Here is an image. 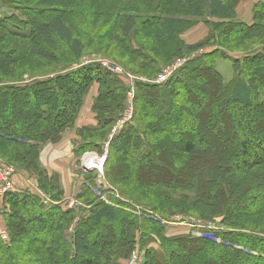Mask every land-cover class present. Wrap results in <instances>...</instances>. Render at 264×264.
Returning <instances> with one entry per match:
<instances>
[{"label":"trees","instance_id":"1","mask_svg":"<svg viewBox=\"0 0 264 264\" xmlns=\"http://www.w3.org/2000/svg\"><path fill=\"white\" fill-rule=\"evenodd\" d=\"M14 1L0 0L16 11L0 16V71L8 77L0 78V140L17 152L0 157L33 178L45 196L14 188L0 201L8 233L7 241L0 236V264H125L137 246L139 264H264V1L254 5L251 24L237 16L243 0ZM200 22L208 34L186 43L181 35ZM111 42L125 52L111 51ZM205 48L212 49L198 52ZM236 50L244 55L229 54ZM33 53L62 63L64 71L17 80L30 73L26 60ZM86 53L134 77L132 121L113 134L132 87L100 60L83 63ZM186 55L167 81H150ZM219 58L232 59L231 80L217 69ZM94 83L97 124L77 129L74 141L84 183L66 207L61 177L42 167L40 152L75 126ZM11 120L24 129L8 130ZM226 122L236 132L227 134ZM106 143L103 177L82 168L81 156L102 153ZM216 160L226 169L210 167ZM212 210L228 230L168 236L160 220ZM242 215L254 217V226Z\"/></svg>","mask_w":264,"mask_h":264},{"label":"rangeland","instance_id":"2","mask_svg":"<svg viewBox=\"0 0 264 264\" xmlns=\"http://www.w3.org/2000/svg\"><path fill=\"white\" fill-rule=\"evenodd\" d=\"M243 1H245V0H243ZM20 2H22V1H20L19 0V2H17V1H14V3L16 4V5H22ZM24 3H27L28 4V6H30V10L32 11V12H35L36 11V9H35V7L37 6V5H35V6H33L31 3H29V2H26V1H23ZM16 7V6H15ZM16 11L15 10H13V9H10V8H8V7H6L5 5H3V4H0V16H7V15H10L11 16V14H13V13H15ZM75 22V21H74ZM200 23H202V22H200ZM200 23H197L195 26H197L198 24H200ZM74 25V24H73ZM79 26L82 28V24L80 25L79 24ZM195 26H193V27H195ZM193 27H191V28H193ZM190 28V29H191ZM197 28V27H196ZM190 29H188V30H190ZM209 29V28H208ZM77 30H78V28H77ZM84 30V29H83ZM188 30L187 31H185V32H188ZM109 32V30H107V29H105L104 30V33H108ZM185 32L181 35V38L184 40H186V39H188V40H194V39H197V41L196 42H198V41H200V40H202V39H204L205 37L202 35V33H200V30H196V29H194V31L192 30V31H190V32H188V33H186L185 34ZM194 32V33H193ZM209 32V31H208ZM185 34V35H184ZM99 35H100V33H97V35H96V41L99 43L100 41V39H99ZM202 36H203V38H202ZM184 40V41H185ZM196 42H194V43H196ZM113 42H111L110 43V45H109V48H110V50L112 51V50H115V52H118L119 53V50H121L120 48H118V47H116L114 44L115 43H113ZM187 43V42H186ZM191 44H193V43H191ZM242 46V45H241ZM242 48H244V46H242ZM206 49H208V48H205V49H200V50H198V52L199 53H202V52H205V50ZM212 48H210V50H211ZM238 49H241L240 47L238 48ZM254 48H251L250 50H253ZM122 52H125V50L123 49V50H121ZM234 53H241L240 54V57L241 56H243L244 54V52H242V51H238V50H236V51H234V52H229V54L232 56V57H235V54ZM58 54H59V56H60V58H61V60L63 61V62H66L67 64L68 63H70L71 61H69V59L70 58H68L67 57V55H64V52L63 51H60L59 50V52H58ZM120 54V53H119ZM126 54V53H125ZM30 58H28V60H26V65H27V63L28 64H30V73H27V74H25L24 76H21V78H19V79H17V80H23V82L24 81H27V80H33V79H41V78H46V77H48V76H51L52 74H55V73H57V72H60V71H64V69H61V65H62V63H60V64H54V63H51V62H48V61H44V60H42L38 55H35V53H33L32 55H30L29 56ZM185 57H187V55L186 56H182V57H180V58H178V59H176L174 62H172L171 64H169V65H166L165 67H164V69H167V67H170L171 65H173V64H175L178 60H180V59H182V58H185ZM238 57V56H237ZM122 59V58H121ZM186 59V58H185ZM83 63H90V62H94V61H96V60H100L101 61V63H106V64H111L110 62H112V61H110L109 59H107V58H104V57H102V55H100V54H98V55H95V54H90V53H86V55L83 57ZM126 62H128L127 60H125ZM30 62V63H29ZM139 62H141L140 60H137V62L135 61V64H140ZM113 63V62H112ZM129 63V62H128ZM23 62L21 63V64H19L18 65V68H23ZM129 65L130 66H134V62H130L129 63ZM110 67H112V65H110ZM122 68V67H121ZM163 69V70H164ZM217 69L220 71V73L223 75V77L225 78V80H230L233 76H234V68H233V61H232V59L231 58H219L218 60H217ZM109 70L111 71V68H109ZM162 70V71H163ZM161 71V72H162ZM160 72V73H161ZM159 73V74H160ZM158 74V75H159ZM6 75H7V72H5V71H0V78L2 79V78H8V77H6ZM157 75V76H158ZM154 76H156V74L154 75ZM157 76L155 77V78H152V79H150V81L151 82H154V83H156L155 82V80L157 79ZM124 77L126 78V79H128V80H124L125 82L127 81V83L131 86V87H133L132 86V81L130 80L129 81V78H127L125 75H124ZM141 78H143V79H145L144 77H141ZM133 79H134V77H133ZM5 80V79H4ZM18 82H22V81H18ZM27 83V82H26ZM134 88V87H133ZM97 96V95H96ZM127 96H128V94H127ZM134 96H135V90H134ZM176 97L178 98V100L179 101H181L182 100V98H184L185 97V94L184 93H182V92H179L178 93V95H176ZM132 102H133V104H132V106H133V110H132V112L134 113V109H135V107H134V97H133V99H132ZM33 103L34 102H30V108H33L34 107V105H33ZM129 104H130V102H129V99H128V97H127V102H126V108L129 106ZM126 108L124 109V112H125V110H126ZM210 108V107H209ZM209 110V113L212 115V111H210V109H207V111ZM123 112V113H124ZM213 116V115H212ZM213 118V117H212ZM246 119V118H245ZM247 120V119H246ZM213 121H214V119H213ZM6 126V125H5ZM232 126V124H230L229 122H226V130H225V132H227V134H232L233 132H236V128L234 127V126H232V128L230 129V127ZM7 128H9L8 130H15V131H17V132H19L20 130H23L24 129V124L23 123H21V122H19V121H15V120H11V122L7 125ZM6 128V129H7ZM234 136V135H233ZM0 143H2L1 144V146H0V154L1 153H4V152H17V151H15V150H17V148L16 149H14V150H12L11 148H12V146H13V144L12 143H10L9 141H7V140H5V141H2L1 142V140H0ZM22 151V150H21ZM20 151V152H21ZM90 151H93V150H90ZM18 152H19V150H18ZM87 152V151H86ZM89 152V151H88ZM109 152V151H108ZM236 155V154H235ZM234 155V153L232 154V158H231V160L230 161H235V159H236V157L237 156H235ZM107 157H108V153H107ZM0 159L3 161V162H5L4 161V159H2L1 157H0ZM107 160V159H106ZM106 162V161H105ZM202 162V160L200 161V162H198V164H200ZM209 162V161H208ZM209 164H210V167H212V168H215V166H221V170H225L226 168V166L224 165V163L223 162H217V160L216 161H213V162H209ZM10 165H12V164H10ZM13 166V168H14V172H15V174H17V171H18V169H17V167H16V165L14 166V165H12ZM195 169V168H194ZM126 172H128V169H127V171ZM19 173V172H18ZM15 174H14V176H15ZM206 174H208V175H210V173H209V171L207 170V172H206ZM208 178H210V177H208ZM172 180V179H171ZM186 183V182H185ZM23 184V183H22ZM186 185V187H190V186H188L187 184H185ZM19 187H21V186H19ZM14 188H16V185L14 186ZM29 189L30 187L29 186H25V188L24 189ZM18 189H23V188H18ZM97 194H99L100 195V197L102 198V199H106L107 201H109V202H111L110 200H108V197H106V195L105 194H102V193H100V192H97ZM117 196H119V195H117ZM120 197V196H119ZM127 197V196H126ZM110 199V198H109ZM75 200V199H74ZM74 202V201H73ZM72 204V203H71ZM128 210H132V208H129V207H126ZM136 211L140 214V212H141V207L140 208H136ZM207 213H209V214H207V216H205V214H203V215H198V214H184V215H176V216H173V218H170V220L169 221H166L165 219H160L161 220V223H165L166 225H167V235L168 236H175V235H180V234H189V233H192V234H194V235H196V236H198L199 234H200V232L201 231H203V230H211V231H219V230H228L227 228L228 227H225L226 225H228V224H225L224 222H223V219H222V216L221 215H217V211H214L213 212V210L211 211V212H207ZM259 216V215H258ZM202 217H204V218H202ZM206 217H211V218H206ZM258 218H260V216L258 217ZM262 218V217H261ZM156 219H159V217H156ZM205 219V220H204ZM241 220H243V221H245V220H250L249 222V224H250V227H253L254 226V222L253 221H255V219H254V217H252V216H250V217H248V215H242L241 216ZM167 222V223H166ZM258 227V226H257ZM229 229H231V228H229ZM212 238H217V237H215L214 235H210ZM39 240V238H37V240L36 241H38ZM151 246H154L155 248H158L159 246H158V243H151ZM135 251L137 252V253H139L141 256H142V254L141 253H143V251H141L140 250V247H136V249H135ZM122 264H124V261H123V263Z\"/></svg>","mask_w":264,"mask_h":264},{"label":"crops","instance_id":"3","mask_svg":"<svg viewBox=\"0 0 264 264\" xmlns=\"http://www.w3.org/2000/svg\"><path fill=\"white\" fill-rule=\"evenodd\" d=\"M259 1L264 0L241 1L237 7L238 18L248 24H251L254 19L253 7ZM194 29L200 30V33H202L204 37L208 34L209 31L208 27L203 22L191 28L190 30H188V32L192 30L194 31ZM188 32H185V34ZM195 40L197 41V39H186L185 41L187 43H194L196 42ZM209 50L210 48L206 49L205 51ZM234 54L235 57H237L240 56L241 53ZM98 89V83H94L90 88V91L86 96L85 102L76 119L75 126L73 128L67 129L63 133L60 141L56 143H47L46 145H44L40 152L39 159L42 167H44L49 173H57L61 177V182L64 190L62 202L66 207L73 203L75 197L81 192L82 185L84 183V177L82 176V170L80 169L79 157L75 154L74 141L76 139L80 140V138L78 137L77 129L82 126H94L97 124L96 114L92 110V104L94 98L98 94ZM14 183L17 189L29 186V189L34 193L39 194L42 197L45 196L44 193L38 188L37 182L25 172L17 171V174H15L14 176ZM0 228H4V221L1 216Z\"/></svg>","mask_w":264,"mask_h":264},{"label":"built area","instance_id":"4","mask_svg":"<svg viewBox=\"0 0 264 264\" xmlns=\"http://www.w3.org/2000/svg\"><path fill=\"white\" fill-rule=\"evenodd\" d=\"M186 61L185 58H182L178 60L175 64L171 65L170 67H167V69H164L155 80L156 83H164L167 81L171 75L183 65V63ZM108 68H111L112 71H115L116 73H119L122 76H126L129 78V81H133V76L131 74H128L124 72V70L120 66H114L110 67L111 64L103 63ZM128 80V79H127ZM134 97V88L132 87L128 91V99H129V106L126 108L124 115L122 118H120L117 123L115 124L113 128V133L117 132L123 125H125L128 122L132 121L134 113L133 110V102L132 99ZM107 153H108V143L104 146V151L102 153H99L97 151H87L81 156V167L84 169H93L97 170L98 174L103 177L104 175V165L105 161L107 159ZM14 168L12 165L3 162L0 159V201L3 200L5 197V194L14 189L15 183H14ZM101 177V178H102ZM0 236L4 241L8 240V233L5 228H0ZM142 261V256L137 253L136 251L133 252L131 258H129L125 264H139Z\"/></svg>","mask_w":264,"mask_h":264},{"label":"water","instance_id":"5","mask_svg":"<svg viewBox=\"0 0 264 264\" xmlns=\"http://www.w3.org/2000/svg\"><path fill=\"white\" fill-rule=\"evenodd\" d=\"M148 83V82H147ZM86 170H93V169H86Z\"/></svg>","mask_w":264,"mask_h":264}]
</instances>
